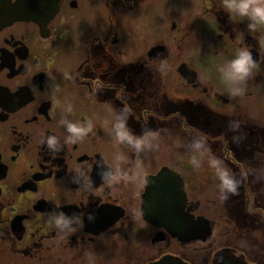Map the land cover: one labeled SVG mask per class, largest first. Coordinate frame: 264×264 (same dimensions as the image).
<instances>
[{"label": "flooded vegetation", "instance_id": "1", "mask_svg": "<svg viewBox=\"0 0 264 264\" xmlns=\"http://www.w3.org/2000/svg\"><path fill=\"white\" fill-rule=\"evenodd\" d=\"M218 9L219 0H0V264H149L165 255L264 264L263 110L249 90L223 94L194 67L218 43L264 54L244 23ZM126 106L134 133H159L154 149L113 138L114 114ZM64 118L93 131L65 142ZM53 135L58 148L47 144ZM201 136L239 181L224 199L213 171L192 165ZM110 169L113 179L102 180ZM172 185L181 191L163 218ZM59 210L81 216L82 227L51 228ZM163 219L167 228L156 225Z\"/></svg>", "mask_w": 264, "mask_h": 264}, {"label": "clouds", "instance_id": "2", "mask_svg": "<svg viewBox=\"0 0 264 264\" xmlns=\"http://www.w3.org/2000/svg\"><path fill=\"white\" fill-rule=\"evenodd\" d=\"M218 10L225 13L229 22L236 24L244 23V30L249 34L264 28V0H219ZM240 36L242 39L243 31L240 33ZM262 62L264 60L253 58L252 50L249 47L241 45L230 59L219 66L218 72L226 84L229 85L231 95L238 96L244 92L248 80L255 74L254 70ZM68 111H71L70 107ZM129 112H131V108L126 106L123 113L114 114L115 120L111 131L113 138L119 144L128 145L136 152L154 149L157 146L156 140L159 136L157 130L145 129L141 134L134 133L127 124V114ZM62 123L67 133L65 142L68 143L74 144L93 131V125L90 121L83 123L64 118ZM241 123L242 121L233 120L231 122L232 129H238ZM235 139L236 137L234 136L233 140ZM47 144L49 147L58 148V137L55 135L48 137ZM191 148L199 154L192 157L191 162L194 167H200L202 163L201 158L207 156V164L213 171L221 199L226 198L227 193H236L239 181L233 170L226 165L224 160L217 159L208 154L209 149L205 144L204 137L201 136L193 140ZM113 176V169L101 172L102 180L110 181L113 179ZM92 218L89 216V219ZM47 223L51 228L62 233H74L77 227H82L83 218L77 214H69L59 210L49 214Z\"/></svg>", "mask_w": 264, "mask_h": 264}, {"label": "rangeland", "instance_id": "3", "mask_svg": "<svg viewBox=\"0 0 264 264\" xmlns=\"http://www.w3.org/2000/svg\"><path fill=\"white\" fill-rule=\"evenodd\" d=\"M146 19H149V18L146 17ZM203 23L205 25L206 32L213 36L215 30L213 28L212 22L208 20L207 17H204ZM253 34L256 37H258V40L260 42L261 51L264 54V28L258 30L257 32ZM210 50L211 51L214 50L213 51L214 54L203 51V53L200 54L199 58L194 61V64H195L194 67L205 78L211 79L215 83L218 91H220L223 94H230L229 87L226 84V82L222 79L220 73L218 72V68L225 61L230 59L232 55H234L236 50L232 47L230 48V46H223L220 43L210 48ZM263 70H261L259 67L255 69L254 76L248 80L245 86V90H249L252 94L253 105L263 110L261 112V116L263 117L261 120H264V72ZM201 167L205 169H209L206 160L202 161Z\"/></svg>", "mask_w": 264, "mask_h": 264}, {"label": "water", "instance_id": "4", "mask_svg": "<svg viewBox=\"0 0 264 264\" xmlns=\"http://www.w3.org/2000/svg\"><path fill=\"white\" fill-rule=\"evenodd\" d=\"M163 175H166V171H161L160 173H158L157 176L161 177ZM149 186H150V184H149ZM149 186L147 187V191H146L147 193L146 194H151ZM150 188H152V185ZM178 191H181V188H179L175 185L170 186V189L167 190V193L165 190L163 191V193L166 194L164 196L165 202L158 207V215H162L163 218H165L167 215H171L169 207L172 206V204L170 202L177 201ZM161 196L158 197V201L161 199ZM146 200L148 201V198H146ZM175 210H176V208L173 209V211H175ZM143 211L145 214H147L149 212V207H148L147 203H146L145 207L143 208ZM176 212H177V210H176ZM146 217L149 220L148 214ZM156 225L163 226V227L167 228L169 223L165 219H163L162 221H158ZM192 225H193V227L196 226V224H194V223H191V222L188 223L189 230H191ZM149 264H188V263L184 262L183 260H181L178 257L171 256V255H165V256L161 257L160 259H158L157 261H154V262L149 263Z\"/></svg>", "mask_w": 264, "mask_h": 264}, {"label": "bare ground", "instance_id": "5", "mask_svg": "<svg viewBox=\"0 0 264 264\" xmlns=\"http://www.w3.org/2000/svg\"><path fill=\"white\" fill-rule=\"evenodd\" d=\"M238 190H239V188H238Z\"/></svg>", "mask_w": 264, "mask_h": 264}]
</instances>
